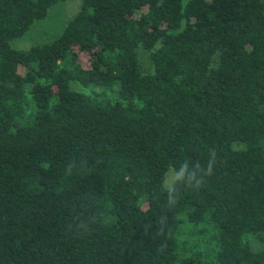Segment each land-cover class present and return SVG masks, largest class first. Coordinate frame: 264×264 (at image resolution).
<instances>
[{"label": "trees", "instance_id": "obj_1", "mask_svg": "<svg viewBox=\"0 0 264 264\" xmlns=\"http://www.w3.org/2000/svg\"><path fill=\"white\" fill-rule=\"evenodd\" d=\"M64 1L0 0V264H264V0H81L13 46Z\"/></svg>", "mask_w": 264, "mask_h": 264}, {"label": "rangeland", "instance_id": "obj_2", "mask_svg": "<svg viewBox=\"0 0 264 264\" xmlns=\"http://www.w3.org/2000/svg\"><path fill=\"white\" fill-rule=\"evenodd\" d=\"M81 0H67L56 3L50 9L47 17L39 22H36L28 33L23 37L15 39L13 46L19 49H26L38 43H46L51 41L59 34L62 27L78 10ZM141 65L145 70H152L151 63L145 54H141ZM72 87L76 90L87 91V89L73 83ZM175 174L170 172L166 176L165 185L169 186Z\"/></svg>", "mask_w": 264, "mask_h": 264}, {"label": "clouds", "instance_id": "obj_3", "mask_svg": "<svg viewBox=\"0 0 264 264\" xmlns=\"http://www.w3.org/2000/svg\"><path fill=\"white\" fill-rule=\"evenodd\" d=\"M186 167V165H185ZM183 170V169H182ZM208 176L212 175V170H211V165L209 164L208 166V171L206 173ZM202 186V182H197L196 184V188L199 189ZM179 198V193L177 192V190L175 189V187L173 189H171L169 191V197H168V202L170 205L175 204L176 200Z\"/></svg>", "mask_w": 264, "mask_h": 264}]
</instances>
